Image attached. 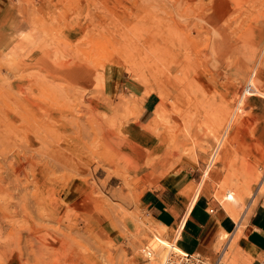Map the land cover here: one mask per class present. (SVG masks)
I'll use <instances>...</instances> for the list:
<instances>
[{
	"label": "rangeland",
	"instance_id": "rangeland-1",
	"mask_svg": "<svg viewBox=\"0 0 264 264\" xmlns=\"http://www.w3.org/2000/svg\"><path fill=\"white\" fill-rule=\"evenodd\" d=\"M16 1L0 264H164L175 237L139 198L175 170L196 179L188 209L205 193L238 220L264 192V0ZM238 238L220 236L222 264H247Z\"/></svg>",
	"mask_w": 264,
	"mask_h": 264
},
{
	"label": "crops",
	"instance_id": "crops-1",
	"mask_svg": "<svg viewBox=\"0 0 264 264\" xmlns=\"http://www.w3.org/2000/svg\"><path fill=\"white\" fill-rule=\"evenodd\" d=\"M17 11L16 0H0V51L9 50L16 40ZM156 104L154 95L145 98L140 122L151 120ZM148 147L152 149V144ZM188 173L187 170H175L165 176L157 187L143 191L139 198L141 210L167 227L169 237H175L174 246L180 251L200 253L215 261L219 255L220 236L227 233L239 235L238 245L247 264H264V192L256 193L247 202V209L238 220L205 193H200L188 209L196 180ZM206 186L207 182L203 181L202 191ZM211 208H214L213 212H210Z\"/></svg>",
	"mask_w": 264,
	"mask_h": 264
},
{
	"label": "built area",
	"instance_id": "built-area-1",
	"mask_svg": "<svg viewBox=\"0 0 264 264\" xmlns=\"http://www.w3.org/2000/svg\"><path fill=\"white\" fill-rule=\"evenodd\" d=\"M254 89L255 87L253 85H250L247 87L246 91L254 92L253 91ZM213 211L214 208H211L210 212ZM176 244H177V240H176ZM143 253L147 259H152L155 251L154 248L147 245L143 249ZM224 254H225V250L222 249L219 252L217 259L214 261L201 255L200 253H196V252L190 253L173 248L170 251L169 255L166 257L164 264H222Z\"/></svg>",
	"mask_w": 264,
	"mask_h": 264
},
{
	"label": "bare ground",
	"instance_id": "bare-ground-1",
	"mask_svg": "<svg viewBox=\"0 0 264 264\" xmlns=\"http://www.w3.org/2000/svg\"><path fill=\"white\" fill-rule=\"evenodd\" d=\"M128 38V37H127ZM131 40V39H130ZM133 41V40H132ZM136 42V41H135ZM133 43V42H132ZM137 43V42H136ZM135 46H136V44H135ZM157 53V52H156ZM83 65V64H82ZM73 66V65H72ZM75 66V65H74ZM77 67H76V69L75 70H73L72 71V73L75 75V76H82V75H86V73H87V69H81L82 68V66H80V67H78L79 65H76ZM185 75V74H184ZM244 91H246V90H244ZM246 94H252L253 92H249V91H247V92H245ZM255 93V92H254ZM242 97V96H241ZM243 98V97H242ZM246 99V98H245ZM243 101V100H242ZM26 103L28 104V107H33V109L32 110H34V107H36L37 105H39L38 103H37V99H36V97H34V98H30V97H26ZM242 103H244V102H242ZM228 107H225L224 108V110H223V112H222V114H221V116L223 115L224 116V114H228V109H227ZM38 109V108H37ZM248 109V108H247ZM43 110V109H42ZM233 110V109H232ZM34 112V111H33ZM47 112V114L49 115V116H51L50 115V111H46ZM230 112V111H229ZM53 114V113H52ZM234 114H236V111L234 110V111H232V113L230 114L231 116H233ZM53 115H55V114H53ZM229 115V116H230ZM225 136V135H224ZM224 138V137H223ZM219 154V153H218ZM228 153L227 152H225V154H224V156L222 157L221 156V158H220V160L222 159V161H223V158H227L228 156ZM213 161V160H212ZM153 172V171H152ZM207 172V171H206ZM208 173V172H207ZM206 173V174H207ZM173 248H169V251H168V254L166 255V257L169 255V253H170V251L172 250Z\"/></svg>",
	"mask_w": 264,
	"mask_h": 264
}]
</instances>
